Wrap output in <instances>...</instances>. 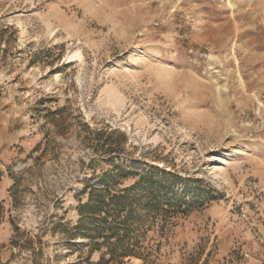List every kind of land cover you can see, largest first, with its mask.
I'll list each match as a JSON object with an SVG mask.
<instances>
[{
	"label": "rangeland",
	"instance_id": "374dc122",
	"mask_svg": "<svg viewBox=\"0 0 264 264\" xmlns=\"http://www.w3.org/2000/svg\"><path fill=\"white\" fill-rule=\"evenodd\" d=\"M0 264H264V0H0Z\"/></svg>",
	"mask_w": 264,
	"mask_h": 264
},
{
	"label": "bare ground",
	"instance_id": "6f19581e",
	"mask_svg": "<svg viewBox=\"0 0 264 264\" xmlns=\"http://www.w3.org/2000/svg\"><path fill=\"white\" fill-rule=\"evenodd\" d=\"M73 56H77L79 58H81V54L79 52H76L72 55ZM104 92L106 94V99L108 101V103H110L111 105H113L116 110H119L123 105H124V98L122 97V95L115 89V87H113L112 85L107 86L104 89ZM261 105V104H260ZM137 125H140L142 123V118H138L136 121Z\"/></svg>",
	"mask_w": 264,
	"mask_h": 264
}]
</instances>
